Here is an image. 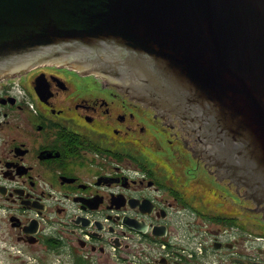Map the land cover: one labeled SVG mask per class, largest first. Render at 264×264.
<instances>
[{
  "label": "flooded vegetation",
  "instance_id": "flooded-vegetation-1",
  "mask_svg": "<svg viewBox=\"0 0 264 264\" xmlns=\"http://www.w3.org/2000/svg\"><path fill=\"white\" fill-rule=\"evenodd\" d=\"M71 66L0 77V253L14 264H264V217L209 166L198 132Z\"/></svg>",
  "mask_w": 264,
  "mask_h": 264
},
{
  "label": "water",
  "instance_id": "water-1",
  "mask_svg": "<svg viewBox=\"0 0 264 264\" xmlns=\"http://www.w3.org/2000/svg\"><path fill=\"white\" fill-rule=\"evenodd\" d=\"M43 63L186 120L264 213V0H0V77Z\"/></svg>",
  "mask_w": 264,
  "mask_h": 264
},
{
  "label": "rangeland",
  "instance_id": "rangeland-1",
  "mask_svg": "<svg viewBox=\"0 0 264 264\" xmlns=\"http://www.w3.org/2000/svg\"><path fill=\"white\" fill-rule=\"evenodd\" d=\"M257 222H258L257 223V225H258V229L257 230L261 231V228L262 229L264 228V219L258 217L257 218ZM2 224L6 226V224L4 222ZM259 243H260V241L256 244L257 247H260ZM1 248H3V247H1ZM53 261L57 262L56 260H53ZM0 264H14V263H12L11 260H9L5 254H3V253L1 254L0 253ZM226 264H230L229 261H227Z\"/></svg>",
  "mask_w": 264,
  "mask_h": 264
}]
</instances>
